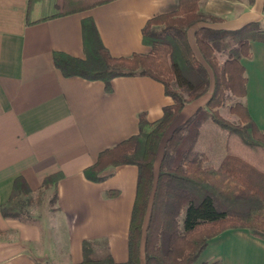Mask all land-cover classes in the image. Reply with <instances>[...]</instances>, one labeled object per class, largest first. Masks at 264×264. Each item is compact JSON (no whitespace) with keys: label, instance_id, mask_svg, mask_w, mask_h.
I'll use <instances>...</instances> for the list:
<instances>
[{"label":"crops","instance_id":"1","mask_svg":"<svg viewBox=\"0 0 264 264\" xmlns=\"http://www.w3.org/2000/svg\"><path fill=\"white\" fill-rule=\"evenodd\" d=\"M177 5L113 0L69 13L68 0H0V264H77L84 240L103 242L116 263L127 260L137 167L110 168L101 182L87 180L83 170L100 151L136 135L140 114L155 122L173 101L147 76L115 77L109 91L99 80L64 77L53 54L84 56L85 18L111 56L147 53L141 33L146 21ZM199 8L222 19L215 28L258 22L264 30V0H201ZM250 50L241 59L242 102L264 130V42L250 41ZM57 172L62 177L55 187L43 188ZM17 178L29 192L23 200L31 198L19 207L10 202ZM5 206L21 213L5 215ZM215 262L264 264V240L245 228L224 230L208 240L195 264Z\"/></svg>","mask_w":264,"mask_h":264},{"label":"trees","instance_id":"2","mask_svg":"<svg viewBox=\"0 0 264 264\" xmlns=\"http://www.w3.org/2000/svg\"><path fill=\"white\" fill-rule=\"evenodd\" d=\"M68 1L73 6L70 13L113 0ZM200 1L178 0L176 10L149 18L141 32L147 53L111 56L92 19L85 18L84 56L53 54L54 65L64 77L99 80L109 91L115 77L147 76L160 82L173 101L155 122H147L140 114L136 135L100 151L95 162L83 170L92 182L103 181L111 175L107 170L120 165H135L138 173L127 260L116 263L109 253L93 257L91 241L84 240L83 258L77 264H142V259L143 264H195L210 238L232 228H245L264 240V130L256 126L242 102L246 78L241 64L242 58L251 56L250 41L264 42V30L258 22L234 30L215 28L212 24L222 19L201 11ZM192 27L195 46L208 69L189 43L187 34ZM216 53L225 54V59L220 61ZM210 80L212 90L205 107L197 109L166 139L155 174L154 162L165 132L185 104L207 90ZM180 89L188 93L186 98ZM227 93L237 99L230 112L238 116V124L217 112ZM207 120L226 131L224 155L217 167L205 166L206 155L194 150L201 125ZM61 177L59 172L47 176L42 187L54 188ZM28 193L17 178L10 202L18 207L28 203L30 197L23 200ZM115 194L108 192L109 196ZM50 200H55V192ZM2 211L11 216L21 213L8 206Z\"/></svg>","mask_w":264,"mask_h":264},{"label":"rangeland","instance_id":"3","mask_svg":"<svg viewBox=\"0 0 264 264\" xmlns=\"http://www.w3.org/2000/svg\"><path fill=\"white\" fill-rule=\"evenodd\" d=\"M194 27L190 28L188 30V40L189 43L193 49L195 57L208 69V67L205 65L200 53L198 52L195 43H194V37H193V31ZM216 56L219 58L220 61H223L226 57L225 54L222 53H216ZM172 87L174 89H178L175 82H172ZM212 90V80H210L209 86L207 90L200 95L199 97L187 102L184 106V108L181 110V112L178 114V116L175 118V120L171 123L167 131L165 132L162 141L160 143L157 157L154 162V172L157 173L158 165L161 159L163 145L166 139L171 135V133L178 128L181 124H183L186 120H188L194 112L199 108H204L206 105V102L208 98L211 95ZM183 96L186 98L188 96V93L184 90H181ZM235 98H233L230 93H227V96L225 97L224 104L220 106L217 109V112L222 116L225 120L233 123L238 124L240 123V120L237 115H234L230 112V106H232L235 102ZM200 133L197 138L194 150H196L198 153H204L206 155L207 160L205 161V166H214L217 167L220 164V161L224 155V141L226 138V131H224L222 128H220L218 125L213 123L211 120H207L204 124L201 125ZM109 169V168H108ZM108 171V170H107ZM109 177V176H108ZM107 177V178H108ZM105 178V179H107ZM104 179V180H105ZM45 195H40L39 198L43 200ZM51 198L50 196L48 197ZM39 199V201H40ZM37 200V199H36ZM34 200V201H36ZM51 202V200H50ZM91 250H92V256L93 257H103L105 256L108 251L103 244V242L93 243L91 242ZM143 258V256L141 255ZM83 258V254H82ZM143 264V259L141 260Z\"/></svg>","mask_w":264,"mask_h":264}]
</instances>
